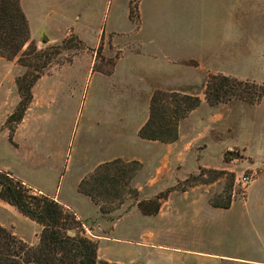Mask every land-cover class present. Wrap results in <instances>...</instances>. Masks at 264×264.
<instances>
[{"label":"rangeland","instance_id":"obj_1","mask_svg":"<svg viewBox=\"0 0 264 264\" xmlns=\"http://www.w3.org/2000/svg\"><path fill=\"white\" fill-rule=\"evenodd\" d=\"M21 7L36 47L60 48L52 50L19 123L8 118L20 100L16 79L26 68L19 56H0V169L31 193L78 211L84 234L94 240L91 233L109 232L128 213L109 241H101L112 260L228 264L215 254L264 259V96H231L211 105L204 94L212 74L264 88V0H21ZM188 58L201 64L180 62ZM155 90L200 99L177 120L175 140L138 135ZM115 159L139 162L126 168L127 187L119 186L117 194L112 188L98 203L78 191L98 164ZM110 173L119 171L112 167ZM242 175L251 181L241 183ZM183 190L209 203L230 198L232 205L212 208L198 198L197 207L189 200L165 221L133 220L135 213L149 216L143 211L154 208L157 196ZM178 197L172 199L176 208ZM11 206L0 207V221L31 235L34 222ZM141 227L158 232L155 245L112 239L138 236Z\"/></svg>","mask_w":264,"mask_h":264},{"label":"trees","instance_id":"obj_2","mask_svg":"<svg viewBox=\"0 0 264 264\" xmlns=\"http://www.w3.org/2000/svg\"><path fill=\"white\" fill-rule=\"evenodd\" d=\"M132 2L129 17L133 18ZM26 47L23 50V48ZM60 46L38 49L31 39L28 19L21 7V0H0V56L18 57L25 66L16 79L20 100L9 116V122L19 123L32 101V87L43 74L51 58L52 50L59 52ZM205 99L213 105L242 96L254 100L264 96V88L255 82L238 80L225 74H212L205 85ZM197 96L155 90L149 101L148 117L138 131L139 137L149 140L172 141L177 138V120L196 108ZM138 164L137 160L123 163L120 159L98 164L89 178H83L78 191L98 203L100 196L108 195L112 188L117 192L127 187V166ZM114 167L119 173L111 174ZM129 167V166H128ZM96 175H99L96 177ZM94 179L90 181V179ZM134 192V191H133ZM157 196L154 208L143 211L155 214L160 207ZM0 199L14 206L20 213L40 226L38 242L34 245L0 224V264H122L98 257V243L84 234L83 222L64 204L44 193L34 194L13 175L0 169ZM214 207L228 208L231 199ZM138 206H141L140 204Z\"/></svg>","mask_w":264,"mask_h":264},{"label":"crops","instance_id":"obj_3","mask_svg":"<svg viewBox=\"0 0 264 264\" xmlns=\"http://www.w3.org/2000/svg\"><path fill=\"white\" fill-rule=\"evenodd\" d=\"M190 61H194L196 63L195 66H199L201 64V62H199L198 60L194 59V58H188V59H184V60H180V62L182 64H185V65H193V64H190L189 62ZM264 162V161H263ZM264 164V163H263ZM179 196L178 197V200L180 201L181 203V206H177L176 208V203L174 201H172L173 199V196ZM198 198H200L202 201H206V198H203V196L201 195V197H197V194H193V193H190L189 191L187 190H183V191H180L178 193H172V192H169L165 198L162 199L161 203H160V207H159V210L157 213L155 214H152V215H147V216H143V215H139L138 213H135L136 214V217L137 218H133V220H136V219H141V220H144V219H147L149 218L150 222H155V221H165L166 217L167 218H171L172 215H174L175 211L177 209H186L187 206H188V201L189 200H192V202H190V205L191 206H198ZM183 203V205H182ZM212 208H220V207H214L211 203L207 202ZM232 205V202L230 204V206L228 208H222V209H229ZM6 206H11L9 205L7 202L3 201L0 199V207H2L3 209H5L6 211L9 210ZM94 206V205H93ZM13 207V206H11ZM95 208V207H94ZM10 212V211H9ZM77 217L78 218H82L83 217L78 213H76ZM134 214V213H133ZM129 215L128 213L122 215L120 218L117 219V221L114 223V225H116L118 222L122 221V220H125L126 218H128ZM249 218H250V222H251V225L254 227H256L257 229H259L257 226V221L255 219L252 220V215L249 214ZM80 219V220H82ZM9 221V220H8ZM264 222V219L261 220ZM260 221V222H261ZM34 222V221H32ZM83 222V220H82ZM0 224L5 226V227H9V228H12L13 229V232L15 234H17V236H19L20 238H22L23 240H25L27 243L31 244V245H34L38 242V232L40 230V227L37 223L34 222V226L32 228V232H31V235H27L26 233H24V231L22 230H19L18 227L14 224H7V223H4L2 221H0ZM83 224L85 225V223L83 222ZM114 225L113 227H111V229L109 230V232H101L100 234H92V236H94L96 238V241L98 243V257L103 259V260H107L109 262H116V263H125V264H131V263H136V264H145V263H142L140 262L139 260H133V259H130V260H126V261H123V260H112L110 258H108L106 255H105V251H106V246H102L101 244V241L105 242V241H109L108 238H110V233L111 231L113 230L114 228ZM156 225V223H155ZM158 226V225H156ZM86 227V226H85ZM94 229H91V231H93ZM261 230L262 232L264 233V225L261 226ZM138 234V236H134V237H130V236H126V237H120L118 236L117 238H112V239H117V240H122V241H127V242H131V243H135L136 245L140 246V245H155L156 244V239L158 236H160L159 234H157L158 232L154 229V228H139L138 230H135ZM260 231V229H259ZM264 235V234H263ZM158 245H161L159 242L157 243ZM215 256H222V257H226L228 258L227 259V263L228 264H236L237 261L236 259L238 260H241V261H244L243 263L244 264H251V263H261V264H264V259H257V258H252V257H245V256H237L235 254H215ZM241 264V262H238Z\"/></svg>","mask_w":264,"mask_h":264},{"label":"built area","instance_id":"obj_4","mask_svg":"<svg viewBox=\"0 0 264 264\" xmlns=\"http://www.w3.org/2000/svg\"><path fill=\"white\" fill-rule=\"evenodd\" d=\"M241 183H247L251 181V176L249 175H242L241 178L239 179Z\"/></svg>","mask_w":264,"mask_h":264}]
</instances>
